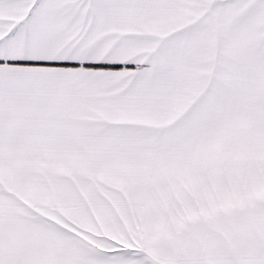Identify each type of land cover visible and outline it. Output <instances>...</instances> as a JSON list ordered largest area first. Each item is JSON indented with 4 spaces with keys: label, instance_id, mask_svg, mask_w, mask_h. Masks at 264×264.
<instances>
[{
    "label": "snow or ice",
    "instance_id": "obj_1",
    "mask_svg": "<svg viewBox=\"0 0 264 264\" xmlns=\"http://www.w3.org/2000/svg\"><path fill=\"white\" fill-rule=\"evenodd\" d=\"M0 264H264V0H0Z\"/></svg>",
    "mask_w": 264,
    "mask_h": 264
}]
</instances>
